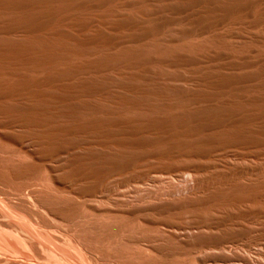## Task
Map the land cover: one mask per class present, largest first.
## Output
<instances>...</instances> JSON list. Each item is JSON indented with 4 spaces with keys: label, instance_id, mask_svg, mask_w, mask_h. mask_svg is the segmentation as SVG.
I'll use <instances>...</instances> for the list:
<instances>
[{
    "label": "bare ground",
    "instance_id": "obj_1",
    "mask_svg": "<svg viewBox=\"0 0 264 264\" xmlns=\"http://www.w3.org/2000/svg\"><path fill=\"white\" fill-rule=\"evenodd\" d=\"M118 1H122V3L117 4ZM122 5L123 7H128L129 9L127 10L126 8L125 10L124 8H121ZM92 9H101L102 13L99 16H94L95 15L94 13H93L94 15L92 14L89 15L90 12L88 15L85 13L86 11L92 10ZM76 12H77V15H76ZM69 22H71L70 26L74 27L76 30L79 31V33H77L78 35L81 33H83V35L81 34L82 36H77L73 34L74 32L73 30L71 31L70 29L71 27L70 28L68 27L67 23ZM94 23H97L96 26L98 25L99 27H97V30H95L96 28L94 29V27H92L93 31H91V26ZM235 24L236 25L243 24L242 27L245 25H249L253 27L262 26L264 28V0H0V34L1 35H11V36L21 34L23 36H26L24 40L19 41V42L0 41V103L2 102L4 103L5 100H8L9 102L11 100L12 101L17 100L18 102H22L26 104V106H28L29 108H26V106L24 107L30 110L28 111L25 109L26 111H23L24 114L21 116L20 113L22 112L16 114L17 112L15 113V111L14 110L12 111L11 109L8 110V112L6 109V111L4 112L0 108V123L2 124V126L9 127V128L11 127L12 128L11 130L17 129L16 127L15 129H13L15 125L16 126L18 125V127L19 126H22V127L24 126V128L26 127V130L24 129L25 132L23 131L24 133L23 134L20 133V135L18 136L13 135L15 134V132H13V134L11 132H7L8 134L9 133L11 134V135L9 134L10 136L8 135L10 139H12L14 143H17V145L19 146L17 147V149H15L14 147L15 145L12 146L13 148L12 151H10L11 149L7 150L9 151V153L6 152V150L4 151L5 149L4 147L6 146L8 140L5 141L4 137H2V135L4 134L7 135V133L5 132L2 135L0 134L2 137V140L6 142V144H4L5 146L0 148L1 149L0 153L4 152L2 156L0 154L1 156L0 159L2 161V157L6 153L5 158H7L6 160H8L9 162L6 160L5 162H8L9 165L10 163H13L14 164L13 166L15 169L21 168L22 167L21 165H23V167H25L24 165H27L26 170H29L28 172L23 171L24 173L21 172L22 168L21 170L20 169L18 171L16 170L18 174L16 173L17 175L11 179L7 177L8 174L6 175V173L8 170L4 168L9 167V171H10L13 168L12 165L7 166V167H3V165H0L1 171L6 170L5 176L4 174L3 175L0 174V264H135L133 260H130L133 258V256H131L130 253L136 256V258L134 257L135 259H137V260H134L136 261V264L138 261H139L138 263L140 264L142 259H143L142 260L143 262L144 260L148 261L150 259L152 261L153 258L154 260H156L157 259L156 257L158 256H153L154 251L155 252L157 251L158 253L159 252L162 253L161 249L165 250L167 246L166 247L164 246V243H163L164 239L162 235L165 234L164 237H166L165 240L167 242H170L171 241L170 239L174 240L175 242V239H177L178 241V238L180 236L176 238L178 235L176 234L175 236L174 232L176 233L179 230H181L182 232L184 231V234L187 233V229H190V226H191L190 223H192L191 221H194V220L196 221V218H194V220L189 219V216L187 220L185 218L186 221L184 220V217H187V214L190 215V218H191V215H193L190 213L192 212L190 211L191 209L190 207H189L190 209H186L184 206L183 208L184 210H181V208L180 210H178L180 212H177V208H176V212L179 214L175 212L177 214V215L175 214L176 215L175 217H171L172 216L171 215L169 217L166 216L167 219H165V216H164L165 220H161L160 219L161 213L165 212L163 208L165 207L166 210H170L171 207H169V209L167 208L170 204L166 207L165 206L166 204L164 205V203H161L160 205L162 204L164 205V206L162 205L163 208H159V206L156 207L155 204H159V203H155V201L154 202L152 201L155 197L151 198L152 203H154L153 205L151 201H150L151 204L150 203L149 204L148 203L146 204L134 203L131 205L127 204L124 201V198H126L125 197L126 194L124 191L125 190L128 191V189L124 190V188H126L124 186H126L128 182L130 184L129 178L130 176L133 175V173H131L130 171L131 170L130 168L138 169L140 167L139 170L140 169L144 170L145 168L143 169L141 168V166L138 165V164L143 163L144 159L140 163V161L137 159H130L129 158L130 156L128 155V153L127 155L129 157L125 155L126 160H119L121 158L122 153H119L120 154L119 159L117 158L119 156L113 155L112 152L114 151L115 147L120 149V151L122 150L121 147L116 146L117 143H113L115 138L114 139L110 138V140L112 139L113 142L109 140V136L113 130H119V131L127 130L133 134L137 133V135L140 132L144 133V131L146 132L153 131L157 134L166 133L168 140H166L165 143L162 141V139L164 138H162L161 141L158 140L161 143L163 142V144H159V142L157 141V138L159 136L157 138L154 137V139H156L157 142L155 140H154L155 142H152L153 140H151L152 143L159 144V145L156 144L158 146V149H157V146L155 145L156 146L155 148L159 151V152L158 151L156 152L158 156H160V158H167V159L168 158L173 159L175 157L174 160H176L178 156H181L183 158H185L186 156H195V157H198V159L199 158L204 159V161L200 159L201 162H198V165L202 162H204V164L201 165L200 167L198 166L197 167L200 169L202 168L201 171H203V169L205 170L209 169L210 172L213 170V172L209 173L208 175H207L208 172H205L206 176L204 175L205 178L203 177L204 180L201 181L202 184L206 187H210L211 185H215V184L222 185V187H226L228 184H229L228 186H230L231 182H233L239 177L241 178V176L243 175L248 176L251 174H259L261 176H264V55L262 54V56H259L253 60L247 59L248 57L247 58L243 57V60L240 61L239 59L241 57L240 55H244L245 53L244 52L240 55L238 54L240 57L238 58V61L237 60L235 61L234 58L231 60L230 59L231 57L228 54H226V52L224 53L223 51L221 52L219 51L215 54H213L214 53L213 51H212L213 53H209V54H208L209 51H206L207 53L205 51H202V52L198 51L199 53H197L196 52L197 49L196 51L192 52L193 50L191 51V50H188L187 48L185 50L180 49L181 47H179L180 45L178 43L177 45L174 44V42L176 40L179 41L180 38H182L181 43H183V40L187 38L186 39L187 43L193 44L192 41L190 42L188 38L193 37V36L199 37L201 34L203 35L206 34L205 36H209L210 34H212V31L214 29H217V28L221 29V27L222 29H224L223 26L224 27L230 26V28L226 31L221 29L223 34H219L220 36L217 37L219 38V41H220V38H222V40L226 38L227 40V37L228 38L229 37L230 38L239 37L243 40H250L253 42H257V43L264 41V30L259 28L260 30L263 31V32L260 31L261 33L258 30L257 31L259 33H254V32H249V31L247 32V30L240 31L239 28L236 29V27L233 26ZM221 30L219 33H221ZM214 37L215 36L213 35L211 38H214ZM215 39H213V41ZM166 40L173 42L172 44H174L175 48L171 49V47L173 46L171 47L169 46L170 47L169 49L166 45H170L171 43L167 42L168 44H166L165 42ZM68 43H73V44H71L70 46ZM164 43H165L166 48H168L169 50L168 49L165 50ZM187 43L186 41L184 42L185 45ZM125 44L127 48L123 46ZM129 44H133L134 46L131 45L130 46L131 48H130ZM203 45L204 44H202L201 46L203 47ZM87 46H92L95 48H103V50L104 49L109 50L110 48L122 46L124 47V49L120 50V47H119L118 48L119 52H118L116 51L117 48H115L113 54H108V53L102 54L101 52L102 55L100 54L101 56H99L98 58L96 57V54H95V57H93L94 59L87 61V62L81 61L82 63L72 62V64L70 63L71 65H69V67L66 66L67 68H63V66H59V64H57L56 61L58 60L63 62L66 59V62H68L71 56H73V54L75 53H76L75 54L76 56H79L77 55V53H80V54L87 53L89 50V49L85 50V47ZM132 47H135V48H132ZM211 47L212 46H210V49ZM193 48L194 47H192V49ZM107 50H104V51H107ZM92 51H96V50L93 49ZM115 51L117 53H115ZM92 54H93L92 56H94V52H92ZM81 56L82 55H80L79 57L81 58ZM61 59H64V60H61ZM82 59L84 60V57H82ZM54 62L59 67H62V68H58L57 65L55 66ZM202 63L207 64L206 65L207 68L209 67V64H211V66H215V65L216 66L215 68H212V69L211 67H209L210 69L209 68L208 69L210 71L209 70L207 71V69H204L205 70L204 72L202 68H204L205 65L204 66L202 65V68L199 67L201 66L200 64ZM16 65L25 67L27 68V70H31V71L34 69H40L42 67L44 69L47 68L52 71L51 73L50 72L46 73L47 71L46 72L44 71L45 75L48 74L46 76L43 74L41 76L37 75L39 77L33 76L32 79H29V80H22L24 79L22 78L23 75L21 76L18 74V72H15L16 70L14 71V68ZM169 66H176V67H182V68L183 67L184 68L193 67L197 69L199 68L202 69L203 71L200 70L198 71V73H197V70H195L197 75L200 74L199 77L196 75L195 76L199 79V84L201 88L197 86L198 84H196L193 80L196 86L200 88V91L197 90V92H188L187 90L185 93V92H182L183 90L181 91L182 88L179 89L182 86L180 87L178 86L179 88H176V89L177 90L179 89L180 91L178 90L179 92H177L176 89L171 88L172 87L171 85H169L171 86L169 88L168 85L166 86L162 84L161 82H163L164 79L161 80V78L163 76L166 77L167 79L170 78V77L169 78L167 77L170 74V72L169 74L167 73V70L170 68ZM156 67H159V68H156ZM164 67L165 69L167 68V70H164ZM176 67L174 69H178ZM250 67H253L254 69L252 71H248ZM155 68L158 69L157 72L155 71L156 70ZM161 68H163V71L166 72V74L168 75L165 76L164 73L161 72L162 70L159 71V69ZM226 68L228 69L232 68V71L233 69H235V73H232V74L227 73L228 70ZM172 69L173 68L169 69L168 71H172L171 73H173V76H174V74L176 75V71L178 70H174L173 72ZM236 70H237V73H236ZM239 70L241 72L238 73ZM180 71H182V69ZM88 72H95V73L100 74L101 76L100 77L98 76V79H95L94 78L95 76H92L94 79H87L89 77H86V79H84L85 78L84 75L87 74ZM115 72L122 74L123 79L119 80L116 76H115L116 77L115 79L112 78L110 76V73L115 74ZM160 72L162 73L163 76L159 77L160 78L159 79L158 75L161 74ZM193 72L194 71H192L191 74L195 73ZM82 75L84 76L83 79H82L83 77ZM177 75H179V72ZM5 76H9V78L13 76V78L15 77L14 79L17 78L15 81H18V82L12 81V83L14 84H10L11 81L7 79L9 81V83H7L6 82L7 80L3 78ZM78 77L79 79L81 78L80 81H78L79 80ZM176 77L181 78L182 76H176ZM75 78H77V81H78V82L76 81L77 82L76 84L72 83V85L71 84L69 85L68 81H66V85L64 83H59L65 80L70 81V79L72 82V81H75V80H72ZM188 78L189 80H191L190 77ZM25 79H26V76H25ZM172 79L170 78V80H167V81L164 80V81L167 83L169 81H172ZM173 80H177V79L175 78ZM58 83L60 85L62 84V86H58L59 85ZM173 83L174 82H169V84H173ZM38 85H51L52 87L53 85L55 86L57 85V87H61V88L59 92L58 91L59 89L57 90V87H56V90H55V86H54V90L52 93H54L55 91L56 93L59 92L57 94L48 93L51 90L50 89L51 87L49 88V86H47V89L48 88L50 89L48 91L45 89L44 92L43 90H41L42 91L41 92L40 88H38L39 91L35 92L33 90L35 88L33 87L38 86ZM112 87H116V88L122 87V89L127 90L129 94L128 96L124 95L126 94L124 93L125 91H123L122 89L120 90L119 88L118 90L123 91L124 94L121 95L122 94L121 92L120 93L117 92L118 95H116L117 94L116 92H115L116 94H113L111 93V90H113ZM170 89H172V92ZM173 90H175L179 94L180 92H182L180 96L181 98L178 97L177 93H174V94H177L175 99L180 100V101L178 100L179 103H176L178 105L175 104V101L173 102L174 106L176 105L177 107H173V105L171 107L162 101L160 103H158V101L156 102L154 101V99L156 98H165L164 100H166L165 102H167V100L172 96V95L170 97L168 96L167 98V95L169 93L175 92ZM136 93L139 94L138 97ZM95 95H103V97L115 99L118 104L115 103V100L112 103L113 104L115 103L118 106L115 108V111H113V108H112V111L118 112L120 114L118 118L115 117V120L114 119L113 120H108V119L100 120L101 116L100 117L98 116L100 118L99 119L95 113L96 112L99 113V111H102L104 107L100 105L101 103L99 104L100 105L99 106L97 104H93L89 102V97H92ZM103 99H102V104H103V101H105V98ZM171 99H174V98H171ZM90 100L93 101V98H90ZM95 100H97L96 97H95ZM108 100L109 99L106 100V103H108V107H109ZM98 101L101 102V100H98ZM196 102H200V104L201 102L204 104L206 103V105L204 106H198L199 104L198 105L196 104L197 106L193 105V103H196ZM171 103L169 101L170 105ZM145 104H148L150 106L149 107L147 105L148 109L150 108L149 111L146 110L147 106L145 107L144 106ZM103 105H105V102ZM192 105L195 108H193ZM134 106L136 107L144 106L146 112L145 110H143L144 109L143 108L142 109L143 111L141 112L142 113L141 115L143 117L141 118L140 117L138 118L135 116H134L135 118L132 116L130 117L129 116L130 111L128 113V116L130 118H128V116L124 114V113H127L128 112L127 109L131 107H133V111H135ZM104 109L105 110L107 109V105ZM129 110H132V108ZM27 111L28 113L32 112L30 113L31 115L36 114L35 116H37L38 114V115H41L42 117L44 116L47 118V121H49V119H52V118L54 119L59 118V120H63L62 118H65L66 121L69 120V122L70 121L72 122L70 124L69 122L64 123L67 126L64 125L61 128L59 127L57 128V127H53L47 124V121H45L46 119L45 118L43 120L46 122V124H44L45 122L44 123L42 122L43 120L38 121L37 119L39 123L40 122L42 123V124H39L38 122H36V120H34V118L32 119V116L30 114L29 115L31 116V119L27 117H23L25 116V113ZM133 111L131 112L133 113ZM91 112L93 113V115L91 114ZM106 112L107 111H105L104 113L106 114ZM113 112H110V114L111 113L113 114ZM162 112L163 114H160ZM94 114H95V117H94ZM99 114L101 115V113ZM123 114L126 115L127 118ZM81 116L82 117L86 116L85 117L86 119L84 118L80 119ZM112 116H117V115H112ZM104 117L107 118L108 116L107 117L104 116ZM52 124L57 125L56 122L55 123L53 122ZM8 130H5V131H8ZM117 132L116 134L114 133V135H117ZM50 133H53L55 137L58 136L59 138H63L64 141L63 142L61 140L56 141L55 140L56 138L49 139L47 135ZM150 133H149V136L152 135ZM84 134L90 137L94 136L95 139L100 137V140L102 142L104 140H106V142L107 141H110V143L112 142L115 145V147L112 145L111 147L113 151L112 152L110 151L111 148L108 151H110L113 156H116L114 158L112 156L113 159L117 158L118 160H113L112 158H109V160L107 158L106 160L105 155H110L111 157V154L110 153L105 154V153H108V151H105V153L102 154L104 156L103 161L105 162L101 160L103 157H100L101 159L98 158L99 156L96 158L97 160L99 159L97 162H99L100 160L102 161V162H99L101 165H103L102 163H104V165L106 163V165L103 166V168L105 167L104 169H102V166H100L101 170L96 171L95 173H90L89 171L84 172V170L81 169L82 167L80 166L81 163L79 165V161H81V159L83 158V157L82 158L80 157V160L77 159L76 161H73L76 163L75 169L70 170L67 168L70 171L63 170V168H61L62 166H59L61 165V163H58V162L63 157H71L72 152H75L74 150H76V148L79 147V144H80L79 139H81V136H83ZM144 135H146L145 136L146 139H149L147 138L148 137L147 134H143V138H145ZM36 136L38 137L37 141L39 142L35 141L36 143L35 142L33 144L29 143L30 141L29 139H34L33 137H36ZM67 137H69V139H71L72 137H73L72 139H74L75 137L76 138L80 137V138L79 139L77 138L78 140L74 139L71 141L68 139L69 140L68 141ZM83 137L86 138L85 136ZM94 137L93 138L91 137V138L94 140ZM139 137L140 136H136V138H139ZM5 138L7 137L5 136ZM127 138H129L128 133H127ZM127 138L126 140H128ZM93 140H91V142H93ZM118 140H120V138ZM118 140H115V141H118ZM124 140L121 138L120 141H124ZM13 141L12 143L11 141L9 142L11 143L10 145H13ZM33 141L34 140H32L31 142ZM84 141L88 143V140H84ZM146 141L148 140H145V142ZM9 143L7 145H9ZM135 143L133 145L131 142V144L134 147H135ZM152 143H150V145ZM2 144L0 146H2ZM129 144L125 142V146L128 145V147L131 146L132 148L133 146ZM118 145L120 146L119 143ZM121 145L122 147H124L123 146L124 143ZM144 146L145 145H143L142 148L145 149ZM7 147L9 148L10 146H6V148ZM150 147H152V145ZM153 147L151 148V150L155 149ZM117 148H116V151H117ZM131 148L129 147L130 150ZM126 149L128 148H124V150H122L121 152L125 151ZM136 149L137 148H135V150ZM236 149H240L239 150L240 152H242L241 149H243V151L245 150L247 151V153H249V156L253 155L255 157H259L258 159H262V162L259 164L252 163V162H248L247 164H244V163L239 164L238 162L231 163L227 161L228 159L221 160L222 155H226L231 150L236 151ZM116 151H114L113 153H116ZM133 151L131 153L132 155H134ZM245 151L242 152L243 153L242 156L245 155L246 157L247 153H245ZM150 152L153 153L154 151L152 150ZM141 154L142 152H140V155ZM147 154H149V150L148 152L145 153V155ZM142 155L140 156L141 158H142ZM149 155H152V154H149ZM149 155L148 157H150ZM230 155L231 154L229 155L227 154L226 155L227 157H225L224 159L228 158V156ZM25 156L29 158L31 157L35 158L34 160L37 161L38 167L36 166V168H33L34 165L32 166V164L34 163L35 165L37 164L35 161L34 162L31 161L32 158L27 159L28 161L30 160L28 163L30 165H28L26 162ZM219 156H221V158ZM90 157L92 158V156ZM152 158L150 159L151 161L152 160L156 161L158 159L160 160L162 164L163 160H161L159 157L156 160ZM4 159H3V164L5 163ZM148 159H147V162H145V164L147 163V165H150L152 162H150ZM171 159L169 160L170 163H171ZM174 160L172 161L174 162ZM145 161H146V158H145ZM194 161H195V158H194ZM93 163H96V162H93ZM163 163H165V161H163ZM15 164H17V166L18 167L20 166V167L16 168ZM157 164H155L156 167H157ZM6 165L7 164L5 163V166ZM99 165H96V167ZM147 165H146V168L148 167ZM162 165L158 164V167ZM142 166L144 167L145 165H142ZM153 167L152 165L151 167L149 166V168L151 169ZM197 167H195L196 170L198 169ZM126 169H130L129 170L130 176H128V174H123L125 171L122 173L123 174L122 176H121V173L118 176L125 177L127 175V177L129 178H126V177L117 178V176H116L117 179L115 178V175H114L115 172L123 171ZM134 170L132 171L134 172ZM145 170L150 171V169L148 168ZM91 171L93 172V170ZM126 172L128 173V170ZM145 172L142 171L143 175ZM11 174H13V171ZM141 177L143 176H140V178ZM134 178L138 179L137 177L133 176V181H134ZM144 178H141V180H143ZM157 178L158 177L156 176V179ZM159 179L160 177L158 178V180ZM134 183L135 182H133V185ZM114 184L116 185V187L117 186L118 187L117 188L113 187ZM139 185L140 187L139 188L136 187L137 190L133 188V191L134 189L138 191L141 188L140 183ZM132 186L130 184V188ZM135 186H137V184ZM244 190L246 191V189ZM142 191L143 190L141 189L140 193H143ZM149 192L147 191V194ZM246 192H249V191H246ZM243 195L244 193L239 195L241 196L240 198L238 197L233 198V199H230L229 201H227L228 199L227 200L222 199V200L225 201L224 202L225 204H228V206H231V207L235 205L236 206L239 205V207H241L242 209V211H240L241 215L244 216L243 220H245L246 217L249 219H256L259 217H263L264 216V183L254 188L252 191L250 190V192L247 195H244L245 197ZM144 198L145 197H143V199ZM164 198H165V195H164ZM149 199H147V201H149ZM122 200L124 201V205L127 204L129 206L126 208L119 207L118 205L121 204L122 202L119 204L117 203L118 205L116 204V202L117 201L120 202ZM216 200L218 199H215L214 204L216 203ZM246 200H249V201L251 200V202L254 203V204L252 203L254 206H251V208H246V207L242 208V206L240 205L246 202ZM221 201H219L220 204H221ZM122 204L120 206H123ZM216 204H217L216 207H219L218 203ZM184 205L186 204L184 203ZM215 205L214 207L212 206V209L215 208ZM226 206L222 205L223 209ZM200 207L198 208L200 209ZM172 209H174V207ZM185 209L189 210L190 212L185 214L184 213ZM217 209L218 208H216V210L215 209L212 210L213 213L217 211ZM156 210L161 211L160 217L158 215L159 219L157 218V215H155L156 219H152L150 221L148 220V222L147 220L145 222L143 221L144 223L141 221V219H139V221H141L143 224H141V222L139 223L138 218L136 220L138 221L137 224H139L140 228L141 229L144 228L142 229L143 232H145L144 230L146 229L147 231L146 234L140 231L139 226H136L134 224L136 222H133V223L131 222L132 224L130 222L124 223V224H128L125 226L124 224L123 226L122 224H120L121 226L119 224H116L117 226L116 225L113 226L112 224L111 226L107 227V225L105 224L106 222L105 223L102 222L104 220L102 217H100L101 219H103L101 222H99V220H95L93 217V216H109V215H114V214L117 215L121 212L123 213L125 212L124 215L127 214V216L129 217V215L134 216L137 213H139L140 215L141 214L143 215L144 212H148V211H151V212L154 211V214H155ZM191 210L195 211L193 208ZM200 210H203V209H200ZM230 210L231 209H229V211ZM233 210H235V208H233ZM170 211H168L169 212L168 214L169 215L171 213L173 214L174 210L171 213ZM205 211H206V208H205ZM205 211H203L204 212L203 213V212H198L196 210L195 212L197 214L200 213L199 215H196L195 212L193 213L196 215V217L198 216L200 219H202L203 222L207 219L213 220V218H210V217H213V216H210L211 215L210 212H208L210 215L207 213L209 218L207 217V219L204 220V218H206V216H204L206 215ZM208 211H209V208H208ZM220 211L223 212L224 210L222 211L220 209ZM226 212L228 213V211ZM230 212L231 213H228L230 217L229 216L228 217L232 218L234 215L232 213L236 214L237 211L232 212L231 210ZM165 213L167 214V212ZM213 213L212 215H215L216 212L214 214ZM219 213H216V214L220 215L219 217L221 218V214H224L225 212L220 213V214ZM227 213L224 214L225 218L227 216L226 215ZM154 214L152 212L153 217H154ZM140 215L138 217H140ZM218 215H217V218H219ZM146 216H147L146 218L149 217L148 215ZM130 217L132 218V216ZM141 217L143 218V216ZM220 218L218 220H220ZM234 218H236V216H234ZM234 218L233 220H235ZM188 219L191 221H189ZM200 219H199V223H203L202 220L200 222ZM216 221H215L216 226L217 224L218 225L226 224V226L228 227V224L226 223V221H221V220L217 222ZM227 221H230V220H227ZM251 221L253 223V221L255 220H251ZM213 222L214 220L212 221V223ZM230 222H228L229 225L231 224ZM237 222L235 220V224H234L232 221L233 223L232 225H237ZM145 223H148V224H145ZM141 225L143 226L145 225V227L149 225V228L147 229V227L146 228L143 226L141 227ZM209 225H207L206 227H210ZM224 225H222V228L223 229L225 228L226 230L227 227H225ZM241 226L239 227L238 225L237 227L242 229L243 227ZM262 226L264 227V225ZM218 227L220 228V226H217V228ZM230 227L232 226L230 225ZM233 227L234 229L237 228L235 226ZM247 227L249 229L250 226H247V222H246V228ZM191 229H190V232L188 231L189 233H192ZM244 229L243 231L245 232L248 230V229L246 230ZM262 230L264 229H261L260 232H262ZM90 231H97L99 233V236H93ZM139 231L142 232L144 235L141 234L142 236L140 235L137 236L136 233H138ZM181 231L178 233L182 234ZM187 235H190L191 237V234L187 233L186 236ZM225 237L227 236H224V238ZM259 237L256 236L257 239ZM184 238H181L179 240L183 239V241L185 242L186 239ZM198 238L199 237H197V239ZM227 239H229V237ZM160 240H162V242L160 243L161 244L163 243L162 246L165 248L160 246L161 244L159 245L158 243V245L161 248L160 249L159 246L157 245V242H159ZM202 240L201 239L199 240L201 241L200 244H202V242H204L205 239L203 241ZM210 240L212 241L213 239H210ZM219 240L217 241L219 242ZM234 240H239V238L234 239ZM189 241L186 243L192 246V244H190L192 242L191 241L189 242ZM206 241L208 242L207 239ZM250 241H253V240H250ZM259 241L262 243L261 239ZM172 242H170L171 247L172 245L176 244V242L175 244H172ZM194 242H196V239ZM227 242L229 241L227 240ZM186 243L184 244L185 248L187 245ZM183 244H181V246ZM203 244H205V242ZM215 244L210 245L208 243L207 247H209L208 245H210L213 248H215L216 246L215 247L213 246ZM221 245L225 247L226 242H225V245L223 243ZM247 245H249V242ZM132 246H135V249H137L136 252L138 253H139L138 249L139 250L142 249V251L145 252V254L146 253L148 254L149 259L147 258V255H146L147 259L146 258L141 259L143 254L140 256V253L138 254V257H137L136 253L134 252L135 249H131L133 250L134 253L131 250H129V248H133ZM175 246L176 248L173 247V249L174 248L177 249L178 247H180L179 245L177 246V244ZM223 246H220V247H222V249H225L223 248ZM196 247H199V246H196ZM220 247L218 246L217 248H220ZM187 248H189L188 251L189 250L191 251V249L194 248V246L192 247L188 246ZM201 248L203 249V246ZM201 248H199V250H202ZM205 248L206 247H204V249ZM246 248L248 249V247ZM175 249L173 251L176 253L177 250ZM181 249L179 248L178 250H181ZM192 251L190 252V254L192 253ZM166 252H168V250ZM174 252H170L171 256L172 254H175ZM186 252L183 254L185 255L189 254V252L187 253ZM200 252H199V256L201 254ZM210 252H212V250H210ZM255 252L257 254L258 251H255ZM177 253L180 254L182 252L179 251ZM203 253L205 252L203 251ZM154 254L156 255L157 253H154ZM183 254H180V255L185 256ZM149 255H151L152 258L149 257ZM158 255H159V258L162 257L161 254H158ZM258 255L261 256L262 253L258 252ZM182 256L180 258H182ZM189 256L187 258H189ZM202 256H201V259L204 260L205 256L203 258ZM214 256L215 255L213 254L212 257ZM217 256H220V255H217ZM227 256H229V254ZM246 256L244 258H248V259L250 258V255L248 257ZM254 256L250 258L249 261L247 259V261L249 263L251 261H254L255 259L251 260L253 258H257L256 256L255 257ZM143 257H145V255H143ZM190 257L192 260L190 259L191 260V261L189 260L190 262H188L187 260V264H190L191 262H195V263L197 262V260L195 261L196 259L195 255L194 257L192 256ZM229 257L224 258V254H223L224 260L228 259ZM235 257H237V259ZM139 258L140 260H138ZM234 258L239 262L238 256L233 255L232 259ZM239 258H241V256H239ZM160 259H162L163 262L165 263L164 261L165 257L164 259L163 258H160ZM160 259L156 260L157 264L161 263L162 260L160 261V263L157 262ZM182 259L186 260V258H182ZM201 259L199 260L200 262H201ZM221 259H222V256H221ZM154 260L153 262L155 263ZM170 261L168 263H170ZM179 261L181 260L179 259ZM227 261H230V260L228 259ZM243 261L247 262L246 260H243ZM243 261L241 262L243 263ZM254 262H251V263L254 264ZM181 263H184V262H181ZM230 263L231 262H228V264ZM262 263H264L263 260H262ZM210 264H212V262ZM236 264H240V263H236ZM258 264H260V262Z\"/></svg>",
    "mask_w": 264,
    "mask_h": 264
},
{
    "label": "rangeland",
    "instance_id": "obj_2",
    "mask_svg": "<svg viewBox=\"0 0 264 264\" xmlns=\"http://www.w3.org/2000/svg\"><path fill=\"white\" fill-rule=\"evenodd\" d=\"M121 3H122V1H118V2H117V4H121ZM120 6H121V5H120ZM121 8H124L125 10H126V8H127V10L129 9L128 7H123V5H122ZM130 9H131V8H130ZM131 10H132V9H131ZM89 12H90V14H89ZM85 13H86L87 15H88V14H89V15H91V14L94 15V14H95L94 16H99V15L102 13V10H101V9H92V10H88V11H86ZM93 13H94V14H93ZM79 14H80V13H79ZM76 15H77V12H76ZM67 24H68V27H69V28L71 27V28H70L71 31L73 30V32H74V33L72 32L73 34H75V35H77V36H82V35H83V33H81L82 35H81V34H79V35L77 34V33H79V31L76 30L74 27L70 26V25H71V22H69V23H67ZM96 24H97V23H94V24L91 26V31H93L92 27H94V29L96 28L95 30H97V27H99V26H98V25L96 26ZM235 25H236V24H235ZM235 25H233V26L236 27V29L239 28L240 31H243V30L246 31V30H247V32L249 31V32L259 33L260 31L264 30V28H263L262 26H260V27H253V26L245 25V26L242 27L243 24H237L236 26H235ZM238 25H239V26H238ZM233 26H232V27H233ZM237 26H238V27H237ZM240 26H241V27H240ZM223 28H224V29H222V27H221L222 30H225V31H226V30H228V29L230 28V26H225V27L223 26ZM225 28H226V29H225ZM259 28L262 29V30H260ZM219 29H220V28H217V29H214V30L212 31V34L215 36L214 38H211V37L213 36L212 34H210L211 36H210L209 34H208L209 36H205L206 34H205V35L201 34L199 37H197V36H196V37H195V36L190 37V38H192L193 40L190 39V38H188V39L190 40V42L192 41L193 44L187 43V40H186L187 38H185V40H183V43H181L182 38H180V40H179V41L176 40V41H175L176 43L174 42V44L177 45V43H178V44L180 45L179 47H181L180 49H184V50H185V49L187 48L188 50H191V51L193 50L192 52L196 51V49H197V51H196L197 53L202 52V51H205V52H206V51H209L208 54H209V53H213V52H214L213 54H215V53H217V52H219V51H220V52L223 51L224 53L226 52V54H228V55L231 57V58H230L231 60L234 58L235 61H236V60L238 61V58H239L240 56H241V57H240L239 59H240V61H241V60H243V57H244V58H247V57H248L247 59H251V60H253V59H256V58L259 57V56H262V54L264 55V53H263V52H264V43H262V42H264V41H262V42H258V43H257V42H253V41H250V40H243V39H241V38H239V37H235V38H234V37H231V38L229 37L230 39L227 37V40H226V38H224L225 40H224V39L222 40V38H220V41H221V43H222V44H221L220 41H219V38H217V37L220 36L219 34H223V33H222V30H221V29H220V30H221V33H219V32H220ZM75 30H76L77 32H76ZM218 30H219V31H218ZM257 30H258L259 32H258ZM225 31H224V33H225ZM256 31H257V32H256ZM262 32H263V31H262ZM260 33H261V32H260ZM202 35H203V36H202ZM22 36H23V35H21V34H18V35H12V36H11V35H1V34H0V41H3V42H6V41H7V42H19V41L24 40V38L26 37V36H23V37H22ZM15 37H16V38H15ZM168 38H169V37H168ZM215 38H216V39H215ZM183 39H184V38H183ZM213 39H215V40L213 41ZM234 39H235V40H234ZM167 40H168V39H167ZM167 40L165 41L166 44H168V43L170 42V41H167ZM185 41H186V43H187L188 45H187V44H186V45L184 44ZM216 41H217V42H216ZM222 41H223L224 43H223ZM227 41H228V42H227ZM245 41H247V42H245ZM167 42H168V43H167ZM179 42H180V43H179ZM194 42H195V43H194ZM218 42H219L220 44H219ZM170 43H171L170 45H166V46H167L169 49H170L171 46H173V47H171V49H174L175 47H174V44H172L173 42H170ZM209 43H210V44H209ZM212 43H214V44H212ZM68 44L71 46V44H73V43H68ZM182 44H184V45H182ZM200 44H201V45L204 44L203 47H202ZM211 44H212V45H211ZM215 44H216L217 46H216ZM223 44H224V45H223ZM226 44H227V46H226ZM242 44H243V45H242ZM127 45H128V43H127ZM131 45H133V44H129V47H130ZM176 45H175V46H176ZM195 45H196V46H195ZM207 45H208V46H207ZM220 45H221V46H220ZM75 46H76V45H75ZM123 46H124L125 48H127L126 44L123 45ZM133 46H134V45H133ZM136 46H138V45H136ZM136 46H135V47H136ZM164 46H165V43H164ZM166 46L164 47L165 50L168 49V48H166ZM169 46H170V47H169ZM210 46H212L211 49H210ZM225 46H226V47H225ZM246 46H247V47H246ZM119 47H120V50L124 49V47H122V46H118V47L110 48L109 50L104 49V50H107V51H108V52H107V51H104L103 48H95V47H92V46H87V47H85V50H88V49H89V50H88V52L85 51V52H87V53H83V54H85V55H83L82 53H81V54H80V53H77V55H79V56L82 55L81 58H80L79 56H76V55H75L76 53H75V54H73V56H71V58L69 59L70 62H69L68 60H67L68 62H66V59H65V60H64V59H61V60H64L63 62L60 61V60H58V61H56V62H57V64H59V66H63V68H67V67H69V65L72 64V62H73V63H79V62L82 63V62L90 61V60L94 59L93 57H95V54H96V57H97V58H98L99 56H101L102 54H105V53L113 54L115 48H117L116 51L119 52V49H118ZM135 47H132V48H135ZM176 47H177V46H176ZM192 47H194V48L192 49ZM208 47H209V48H208ZM218 47H219V48H218ZM228 47H229V49H228ZM130 48H131V47H130ZM217 48H218V49H217ZM225 48H226V49H225ZM93 49H95L97 52H96V51H92ZM169 49H168V50H169ZM177 49H179V48H177ZM220 49H221V50H220ZM214 50H215V51H214ZM216 50H218V51H216ZM224 50H225V51H224ZM248 50H249V51H248ZM91 51L94 52V56H92L93 54H92ZM116 51H115V53H117ZM186 51H187V50H186ZM198 51H199V52H198ZM212 51H213V52H212ZM231 51H232V52H231ZM90 52H91V53H90ZM95 52H96V53H95ZM98 52H99V53H98ZM101 52H102V54H101ZM228 52H229V53H228ZM234 52H235V53H234ZM244 52H245V53H244ZM88 53H89V54H88ZM206 53H207V52H206ZM236 53H237V54H236ZM242 53H244V55H240V54H242ZM86 54H88V55H86ZM97 54H98V55H97ZM100 54H101V55H100ZM213 54H212V55H213ZM238 54H239L240 56H239ZM210 55H211V54H210ZM91 56H92V58H91ZM82 57H84V60L82 59ZM77 58H78V59H77ZM85 58H86L87 60H86ZM95 59H96V58H95ZM85 60H86V61H85ZM59 61H60V62H59ZM81 61H82V62H81ZM65 62H66V63H65ZM54 63H55V62H54ZM67 63H68V65H67ZM70 63H71V64H70ZM57 64L55 63V66H56ZM215 64H217V63H215ZM215 64H214V65H215ZM200 65H201V66H199V67L202 68V65H203V66H204V65L206 66L207 64H203V63H202V64H200ZM212 65H213V64H212ZM57 66H58V65H57ZM59 66H58V68H62V67H59ZM66 66H67V67H66ZM205 66H204V68H202V69H203V70H204V69H207V71H208V70L210 69L209 67H211V69H212V68H215L216 65H215V66H211V64H209V67H208L209 69L207 68V66H206V68H205ZM169 67H170L169 69L173 68V69H172L173 72H174V70H178V71H176V75L174 74V76H173V73H171L172 71H168L169 69L167 70L168 66H167L166 69H165V67H164V70H167V73H168V74H169V72H170V74H171L172 76H171L170 74H169L170 76H169L168 74H166V72L163 71V68L159 69V71L162 70L161 72L164 73L165 76L168 75V76H167L168 78L170 77V78L172 79V77H173V79L176 78L177 80H173V79H172V81H169V82H174V83H173L174 85H173V84H169V82L166 83L165 81L170 80V78L167 79V78L164 77V76L162 75V73L160 72L161 74L159 73L160 75H158V78L161 77V76H163V77L161 78V80H162V79L165 80V81L163 80V82H161L162 84H164V85H166V86H167V85H168V86L171 85L172 87L169 86V88L171 87L172 89H173V88L176 89V88H179L180 86H182V87H180L179 89L182 88L181 91L183 90L182 92H185V93H186L187 90H188V92H197V90L200 91L201 86H200V84H199V79L196 77V76L199 77L200 74L197 75L195 70H197V73H198V71H200V70H202V69H200V68L197 69V68H193V67H192V68L194 69V70H193L191 67H185V68H184V67H183V68H182V67H176V66H169ZM175 67L178 68V69H174ZM253 67H254V66H253ZM253 67H250L251 69L249 68L248 71H252V70L255 68V67H254V68H253ZM156 68H159V67H156ZM156 68H155V69H156ZM179 68H180V69H179ZM187 68H188L189 70H188ZM190 68H191V69H190ZM43 69H44V68L42 67V68H40V69H34V70L31 71V70H27V68H25V67H22V66L16 65L15 68H14V71L16 70L15 72H18L19 75H21V76L23 75L22 78H24V79H22V80H29V79H32L33 76L39 77V76H41V75H43V74L45 75L44 71H45V72L47 71L46 73H48V72L51 73V71H52V70L47 69V68L44 69V70H43ZM181 69H182V71H180ZM186 69H187V70H186ZM226 69L228 70L227 73H229V74L235 73V69H233V71H232V68H229V69L226 68ZM37 70H38V71H37ZM157 70H158V69H156L155 71L157 72ZM190 70L194 71L195 73L193 72L194 74H191L192 71H190ZM203 70H202V71H203ZM35 71H37V72H35ZM159 71H158V72H159ZM183 71H184V72H183ZM209 71H210V70H209ZM178 72H179V75H177ZM180 72H181V74H180ZM204 72H205V70H204ZM225 72H226V70H225ZM239 72H241V71L239 70L238 73H239ZM50 73H49V74H50ZM113 73H114V72H113ZM116 73H117L118 75H117ZM236 73H237V70H236ZM37 75H39V76H37ZM46 75H48V74H46ZM46 75H45V76H46ZM83 75H84V74H83ZM83 75H82V76H83ZM113 75H114V76H113ZM188 75H189V76H188ZM193 75H194V76L196 75V76H195L196 78H195ZM21 76H20V77H21ZM25 76H26V79H25ZM84 76H85V78H84ZM84 76L82 77V79H83V78L86 79V77H89V78H87V79H94V78H95V79H98V76L100 77L101 75L98 74V73H95V72H88V73L85 74ZM92 76H95V77L93 78ZM110 76H111L112 78H114V79H115L116 77H117L119 80L123 79V75L120 74V73H118V72H115V74L110 73ZM115 76H116V77H115ZM176 76H182V77H181V78H180V77L178 78V77H176ZM191 76H192V78H191ZM11 77H12V78H11ZM11 77L9 78V76H5V77H3V78H4L5 80L8 79L9 81H11L10 84H14V83H12V81L14 82L17 78L14 79L15 77H14V78H13V76H11ZM80 77H81V76H80ZM184 77H185L186 79H185ZM188 77H190L191 80H189ZM34 78H35V77H34ZM4 79H3V80H4ZM78 79H79V77H78ZM80 79H81V78H80ZM80 79H79L78 81H80ZM118 79H116V80H118ZM159 79H160V78H159ZM8 80L6 81L7 83H9ZM72 80H75V81H72V82H71V79H70V81H69V80H65V81H61V82H59V83H64V84L66 85V81H68V82H69L68 84H69V85H70V84L72 85V83L76 84V83L78 82V81H77V78L72 79ZM161 80H159V81H161ZM193 80H194V82H195L196 84H198L197 86H199L200 88L196 86V84L193 82ZM196 80H197L198 83L196 82ZM76 81H77V82H76ZM175 81H176L177 83H176ZM15 82H18V81H15ZM164 82H165V83H164ZM59 83H58V84H59ZM181 83H182V84H181ZM16 84H17V83H16ZM68 84H67V85H68ZM176 84H177V85H176ZM190 85H191V86H190ZM38 86H39V87H38ZM38 86L33 87V88H35V89H33L35 92H38V91H39L38 88H40V91L43 90V92L45 91V89H46L47 91L51 89L48 93H52L53 90H54V86H55V85H53V87H52L51 85H38ZM47 86H49V88H50V87H51V88H50V89H49V88L47 89ZM58 86H62V84H61V85L59 84ZM63 86H64V85H63ZM178 86H179V87H178ZM184 86H185V87H184ZM45 87H46V88H45ZM56 87H57V85L55 86V90H56ZM187 87H188V88H187ZM36 88H37V89H36ZM52 88H53V89H52ZM60 88H61V87H57V90L59 89V90H58L59 92H60ZM112 88H113L114 91L111 90ZM112 88H111L110 90H111V93H113V94H116L117 92H118V93L121 92V93H122L121 95H123L124 93H126V94H124V95H126V96H128V94H129L128 91L122 89V87H117V88H116V87H112ZM118 88H119L120 90L122 89V90L125 91V92L123 93V91H119ZM183 88H184V89H183ZM172 89H170L171 92H172ZM179 89H178V90H179ZM185 89H186V90H185ZM33 90H32V91H33ZM178 90L176 89L177 92L180 91V90H179V91H178ZM34 91H33V92H34ZM47 91H46V92H47ZM173 91H175V90H173ZM176 91L173 92V93H169L170 95H169V94L167 95V98H168V96L170 97L171 95H172V96L175 95V96H173V97L171 96V97L167 100L168 103L165 102V101H166V100H164L165 98H156V99H154V101H155V102L158 101V103H160V102L162 101V102H164L165 104H167V105H169V106H171V107H172V105H173V107H177L176 105H178V104H176V103H179L180 100H179V99H175V97L177 96V94H178V97H180L182 92H180V94H179V93H177ZM41 92H42V91H41ZM59 92H57V93H59ZM115 92H116V93H115ZM55 93H56V91H55L54 93H52V94H55ZM57 93H56V94H57ZM118 93H117L116 95H118ZM174 93H177V94H174ZM136 94H137V97H138L139 94H138V93H136ZM119 95H120V94H119ZM97 96H98L99 99L97 98ZM100 96H101V97H100ZM95 97H96L97 100H95ZM134 97H136V96H134ZM90 98H93V101H91L92 99L90 100ZM103 98H105V101H103V104H104V102H105V105L102 104V99H103ZM167 98H166V99H167ZM171 98H174V99H171ZM180 98H181V97H180ZM107 99H109V100H108V101H109V107H108V103H106V100H107ZM85 100H87V99H85ZM98 100H101V102L98 101ZM103 100H104V99H103ZM114 100H115V99L107 98V97H103V95H95V96L89 97V102H91V103H93V104H97V105H99V104L101 103L100 105H102V107H104V108H105L106 105H107V109H106V110L103 108L102 111H99V113H101V115H100L99 113H97V112L95 113V114L97 115V117H98V116H99V117L101 116V117H100L101 119L98 117L100 120H106V119H108V120H113V119H114V120H115V117L118 118V116H119L120 114H119L118 112H113V111H115V108L118 106V105H116V104H118L116 100H115V103H116V104L114 103V104H115V106H114V104L112 103ZM163 100H164V101H163ZM178 100H179V101H178ZM7 101H8V100H5L4 103H3V102L0 103V108H1V110L4 111V112L6 111V109H7V112H8V110L11 109L12 111L14 110L15 113L17 112L16 114L22 112V113H20L21 116H22V115L24 114L23 111H26V110L30 111L29 109H26V108H29V107L26 106V104H24V103H22V102H18L17 100H16V101H17L18 103H17L15 100H14V101L11 100L10 102H9V101L7 102ZM96 101H98L99 103L96 102ZM169 101H170V103L172 102L171 105L169 104ZM174 101H175V104H176L175 106H174V104H173ZM177 101H178V102H177ZM12 102H13V103H12ZM155 102H154V103H155ZM22 104H24V105H22ZM196 104H197V105L199 104L198 106H204V105H206V103L204 104V103H202V102H201V104H203V105H201L200 102L193 103V105H196ZM100 105H99V106H100ZM147 105H148V104H145L144 106L146 107ZM193 105H192V106H193ZM197 105H196V106H197ZM24 106H26V108H25ZM144 106H142V107H136V106H134V108H135L134 110H135V111H133V107H131L132 110H129V109H131V108H129V109H127L128 112H127V113H124V114H126V115L128 116V113H129V111H130V113H129V116H130V117H131V116H132V117L135 116V117H138V118L140 117V118H141V117H143V116L141 115V114H142L141 112H142L143 110H145ZM148 106H149V105H148ZM148 106L146 107V110L149 111L150 108L148 109ZM149 107H150V106H149ZM112 108H113V111H112ZM143 108H144V109H143ZM193 108H195V107L193 106ZM25 109H26V110H25ZM142 109H143V110H142ZM146 110H145V112H146ZM28 111L25 113V116H23V117H27V118H30V119H31V116H32V119L34 118V120H36V122H38V121H40V120L42 121L43 119L46 118V117H44V116H43V117H44V118H43L41 115H38V114H37V116H35L36 114H34V115L32 114V115H31L30 113H32V112L28 113ZM105 111H107V112H106V114L108 113L107 115L104 113ZM131 111H133V113H132ZM137 111H138V112H137ZM148 111H147V112H148ZM102 112H103V113H102ZM110 112H113V114L111 113L112 115H117V116H112V115L110 114ZM114 113H115V114H114ZM134 113H135L136 115H135ZM20 114H19V115H20ZM26 114H27V115H26ZM29 114H30L31 116H30ZM91 114L93 115L92 112H91ZM95 114H94V117H95ZM124 114H123V115H124ZM143 114H144V113H143ZM160 114H163V112L160 113ZM126 115H124V116H126ZM104 116H106V117L108 116V117L105 118ZM127 116H126V118H127ZM129 116H128V118H130ZM41 117H42V118H41ZM81 117H82V116H81ZM81 117H80V119H83V118L86 119V118H85L86 116H85V117H82V118H81ZM97 117H96V118H97ZM135 117H134V118H135ZM104 118H105V119H104ZM111 118H112V119H111ZM37 119H38V121H37ZM62 119H63L64 121H63V120H59V118H56V119L52 118V119H49V121H47V118H46L45 121H47V124H49V125H51V126H53V127H57V128L59 127V128H61V127H63L64 125L67 126V125L64 124V123L69 122V120L66 121L65 118H62ZM45 121L43 120L42 122L44 123ZM50 121H51L52 123H53V122H54V123L56 122L58 126L52 124ZM59 121H60V122H59ZM61 121H62V122H61ZM71 122H72V121H70L69 124H70ZM38 123H39V122H38ZM50 123H51V124H50ZM39 124H42V123L40 122ZM44 124H46V122H45ZM44 124H43V125H44ZM1 126H2V124L0 123V128H2V129H0V132H2V133H0L1 135L4 134L5 132H6V133H7V132H11L12 134H13V132H15V134H13V135H17V136H18V135H20V133L23 134V133L25 132V130H26V127H25V128H24V126H23V127H22V126H19V127H18V125H17V126L15 125V126L13 127V129H15V127H16L18 130H17V129H15V130H11V129H12L11 127L9 128V127H5V126H2V127H1ZM3 128H4V130H3ZM5 128H6V129H5ZM7 128H8L10 131H9ZM22 128H23V129H22ZM20 129H21V130H20ZM24 129H25V130H24ZM1 130H3L4 132L1 131ZM5 130H8V131H5ZM19 130H20V131H19ZM23 131H24V132H23ZM113 131H114V132H113ZM113 131H112L113 133L111 132V134H110V136H109V140H110V138H113V139L115 138V140H118L119 138H120V140H121V138H122L123 140H124V139L126 140V138H127V133H128V137H129V138H127V139H128L129 141H128V140H126V141H125V140H124V141H120V140H118V141H119V142H118V141H115V140H114V142H113L112 139L110 140V141H112L113 143H117L116 146L121 147L122 150H124V148H128V149H126L125 151L121 152L122 150L120 151V149H118L117 147H115V145H114L112 142L110 143V141H107V142H106V140H104L105 142H104V141L102 142V141L100 140V137L96 138V139H98V140H96L94 136H91L92 138L94 137V140H95V141H94L90 136H86V135L84 134L83 136H85L86 138H88V137H89V138L86 139V138H84V137L81 136V135H80V136H81V139H79L80 137H77V138L79 139V141H80L79 147L76 148V150H74L75 152H72L71 157H63L62 159H60V161H59L58 163H61V165H59V166H62L61 168H63V170H65V171H70V170H72V169H75V165H76V163L73 162V161H76L77 159L80 160V157H81V158L83 157V158L81 159V161H79V165H80V163H81L80 166H82L81 169L84 170V172H85V171H89L90 173H95L96 171L101 170V167H100V166H102V169L105 168V167L103 168V166H105L106 163H105V165H104V163H102L103 165H101L99 162H102V161L104 160V156H103L102 154H104L105 151H108L110 148H111L110 151H111V152L113 151V150H112V147H111V146L113 145V146L115 147V149H114V147H113L114 151H116V148H117L116 153L118 152V153L116 154V153H113V152H114V151H113V152H112L113 155L119 156V157H117V158L119 159V158H120V154H119V153H122V154H121V158H122V159L120 158L119 160H126L125 155H127V153H128V155H129L130 157H129L128 155H127V157H129L130 159H137V160L140 161V163H141V162L143 161V159H144V162L141 163V164H138V165L141 166V168H143V169H144V168H145V169H147V168L150 169V171L144 169V170L146 171V172H145V171L142 170V169L139 170L140 167L137 166V167H139L138 169H137V168H130L131 170H130V169H126V170H123V171H117V172H115V174H114V175H115V178H116V176H117V178H118V177H119L118 175H120V173H121V176H122L123 174H128V176H130V175H129V174H130V173H129V170L131 171V173H133V175L130 176V178H132V179H130L129 177H127V175L125 176L126 178H129L131 186L133 185V182H135V183H134V185H133L134 187L132 186V187L130 188V184H129V182L127 183L126 186H124V187H126V188L123 187L124 190H125V189H128V191H127V190L124 191L125 194H126V196H125L126 198H124V201H125L127 204H129V205L134 204V203H142V204H146V203H148V204H149L150 201H151V198H154V197H155V198H154L155 200L153 199L152 201H153V202L155 201V203H159V204H155L156 207L159 206V208H163V206H164L165 204H166V205H165L166 207L170 204L171 206L169 205L167 208L169 209V207H171V208H170V210H171V209L174 207V209H172V210L170 211V210H166V208L164 207L163 209L165 210V212H167V214H166L165 212L161 213V211H159V210H158V211L156 210V211H155V214H154V211H152L153 214H154V217H153L151 211L144 212V214L147 213L146 215L149 216L148 218H146V217H147L146 215H144V214H143V215H142V214L140 215L139 213H137L136 215H134L136 218H135L133 215H129V217H128L127 214L124 215L125 212H124V213L121 212V213H119V214H117V215L114 214L115 216H114V215H109V216H93L95 220H99V222H101L103 219L106 220V221L103 220L102 222H103V223L106 222L105 224L107 225V227H108V226H111L112 224H113V226H115L116 224H119V225L122 224V226H123L124 223H129V222H130V223H131V222H132V223H133V222H136V223H134V224H135L136 226H139V224H137V222L139 221V219H141L142 222H143V221L145 222L146 220H147V222H148V220L150 221V220H152V219H156V218H155V215H157V218L159 219V217H160V213H161V218H160V219H161V220H165V219H167L166 216L169 217V216L172 215L171 217H175L177 214H179V213H177V212H180V211H178V210H180V208H181V210H184V209H183L184 206H185L186 209H190V208L192 209V208H193V209L195 210V209L197 208L196 210H197L198 212H203V211H205V208H206V211H205V212H206V213H205L206 215H204V216H206V218H204V216H203V218H204V220L207 219V217L209 218V216L207 215V213L210 212L211 215H210L209 213H208V214H209L210 216H213V217H210V218H213V220H214L213 223H212V221H213L212 219H209L211 222L207 219V220L209 221V223H208L207 220H205V221L203 222V220L200 219L198 216H197V217H198V219H197L196 215H199L200 213L197 214V213L195 212L196 210L193 211V210L190 209V211H192V212H190L189 210H186V209H185V211H186V212L184 211L185 214L190 212L191 214L194 215V217H193V215H191V218H190V215L187 214V217H184V220H185V218H186V220H187V218H188V216H189V219H193V220H194V218H196V221H195V220H194V221H191V220L188 219L189 221L192 222V223H190V224H191L190 229L193 228V229H191V230H192V233H189V232H190V229H187V233H188V234H191V237H190V235H187V236H186L187 233L184 234V231L182 232L181 230H179L178 232L181 231L182 234H179L178 232H176V233L174 232L175 236H176V234L178 235L176 238H178V237L180 236V237L178 238V241H177V239H175V242H176L177 246H178V245L180 246V247H178L177 249H175V248H176V246H175L176 244H175L174 240L170 239V240H171L170 242L173 241L172 244H175V245H172V247H171L170 242H167V241L165 240V238H166V237H164L165 234L162 235V236H163V239H164V240H163L164 246H165V247L167 246V247L165 248V247L162 246L163 243H162V244L160 243V242H162V240H160L159 242H157V245H158V243H159V245L161 244L160 246H162L163 248H165L166 251L168 250V252H166L164 249H161L160 246L158 245L159 248L162 250V253L166 252V253H164V254H162L161 252L158 253L157 251H156V252H155V251L153 252V256H158V257H156L157 259H160V258H163V259H164V257H165V259H166V260L164 259L165 263L163 262L162 259L158 260V261H157L158 263H160V261L162 260L160 264H162V263H163V264H172V263L176 264V262L179 261V259H180L181 261L177 262V264H179V263H181V262H184L185 264H187V260H188V262H190V261L192 260L190 256L194 257V255H195V258H196V259H195V258H193V259H195V261L197 260V262H196L197 264H201V263H202V264H203V263H205V264H210L211 262H212V264H213V263L216 264L217 261H218L217 264H221V263H223V264L227 263V264H228V262H231L230 264H236V263L243 264V263L245 262V261H243V260H246V261H247V259H248V258H244L246 255H247L246 257H248V256L250 255V258H252V257L255 255L257 258H253V259H251V260H254V259H255L256 261H255V260H254V261L256 262V264H258L259 262H260V264H261V263H262V260L264 261V241H263V240H264V237H263V236H264V230H262V232H260L261 229H264V227L262 226V225H264V216H263V217L256 218V219H249V218L246 217L245 220H246V219H247V220L245 221V220H243L244 216L241 215V212H240V211H242V209H241V207H239V205H238V206L235 205V206H232V207H231V206H228V204H225V203H224L225 201L222 200V199H225V200L228 199L227 201H229L230 199H233V198H237V197L240 198L241 196H239V195H241V194H243V193H244V195H247V194L250 192V190L252 191L254 188H256V187H258L259 185H261V184L264 183V176H261V175H259V174H251V175H248V176H247V175H243V176H241V178L239 177V178H237L236 180H234L235 182H234V181L231 182V183H230V186H228V185H229V184H228L226 187H222V185H217V184H215V185H211L210 187H206V186H204V185L202 184L201 181L204 180V178H205V176H206V173H205V172H208V173H207V175H208L209 173L213 172V170H212L211 172L209 171V169H207L208 171L205 170V169H203V171H201L202 168H201V169L198 168V167H200L201 165L204 164V162H202V163H200V164L198 165V162H201L200 159H202V158H199V159H198V157H195V156H186V157L184 156L185 158H183V157H181V156H178V158H177L176 160H174L175 157H174L173 159H171V158H168V159H167V158H160V156H158V154L156 153V152L158 151V150H157V149H158V146H157V145H159V144H163V142L165 143L166 140H168V137H167V134H166V133H164V134H163V133H158V134H157V133H155V132H153V131H147V132L144 131V133H143V132H140V133H138V135H137V133H136V134H133V133H130L129 131H127V130H124V131H123V130H121V131H119V130H113ZM117 131H119V132H117ZM116 132H117V135H114V133L116 134ZM121 132H122V133H121ZM150 132H151V133H150ZM17 133H19V134H17ZM118 133H119V134L121 133V134L119 135ZM124 133H126V134H124ZM149 133L152 134V135L149 136ZM9 134H10V133H9ZM9 134L7 133V135H6V134L2 135V137H4V139H5V141L8 140V141H7V144H8L10 141H11V143H12V141H13V140L10 139V137H9L11 134H10V135H9ZM139 134H140V135H139ZM143 134H147V136H148L147 138H149V139H146V137H145L146 135H144L145 138H143ZM156 134H157V135H156ZM1 135H0V141L3 143L4 140H2ZM8 135H9V136H8ZM52 135H53V136H52ZM5 136H6L7 138H5ZM51 136H52V137H51ZM120 136H121V137H120ZM122 136H124V137L126 136V137L124 138V137H122ZM136 136H140V137H139V138H136ZM152 136H153V137H152ZM158 136H159L160 138H159ZM8 137H9V139H8ZM36 137H37V136H36ZM36 137H33L34 139H29V140H30L29 143H32V144H33L35 141H36V142H39V141H37L38 137H37V138H36ZM47 137H48L49 139H50V138H52V139H55V138H56V139H55L56 141H57V140H61L62 142L64 141L63 138H59L58 136L55 137L53 133L48 134ZM154 137H155V138H157V137L159 138V139L157 138V141H158V140L161 141V139L164 138V139H162L163 142L161 143V142L158 141L159 144H157V143H152V142H155V141H156V139H154ZM35 138H36V139H35ZM72 138H73V137H72ZM72 138L69 139V137H67V140L69 139V140L71 141V140L77 139L76 137H75L74 139H72ZM82 138H83V140H82ZM116 138H118V139H116ZM150 138H151V139H150ZM78 139H77V140H78ZM90 139L93 140V142H91ZM32 140H34V141L31 142ZM67 140H66V141H67ZM69 140H68V141H69ZM77 140H76V141H77ZM84 140H88V143H87L86 141H84ZM99 140H100V141H99ZM102 140H103V139H102ZM145 140H148V141H146L147 143L145 142ZM151 140H153V141L151 142ZM154 140H155V141H154ZM5 141H4L3 144L0 142V145L2 144V146H0V148L3 147V146H5V145H4V144H6ZM82 141H84V142H82ZM97 141H98V143H97ZM134 141H135L137 144H136ZM157 141H156V142H157ZM36 142H35V143H36ZM85 142H86V143H85ZM89 142H90V143H89ZM100 142H101V144H100ZM120 142H121V143H120ZM122 142L124 143V145H123L124 147H122V145H121V144H123ZM125 142H127V144L130 143L129 145H132V144L134 145V143H135V147L132 145V146L134 147V149H133V147L131 148V146H129V147L131 148L132 151L134 150V151H133V154H134V155L131 154L132 151L129 149L128 145L125 146ZM131 142H132V144H131ZM140 142H141V143H140ZM148 142H149V143H148ZM11 143H9V145L6 144V146H10V147H9V148H8V147L6 148V146H5V147H4L5 149L3 148L4 151L6 150V152L9 153V151H7V150H8V149H11L10 151H12V149H13L12 146L15 145V146H14L15 149H17V147H19V146L17 145V143H14V141H13V145H10ZM118 143L120 144V146L118 145ZM150 143H152V144H151L152 147H153V145H154L153 148H155V147L157 146V149L155 148L156 151H155V149H152V150L154 151L153 153L150 152V151H152V150H151L152 147H150V146H151ZM90 144H91V145H90ZM92 144H93V145H92ZM139 144L141 145V147H140ZM142 144L145 145V146H144L145 149L142 148V146H143ZM156 144H157V145H156ZM81 145H82L83 147H82ZM86 145H87V146H86ZM89 145H90V146H89ZM94 145H95V146H94ZM155 145H156V146H155ZM102 146H103V148H102ZM146 146H147V147H146ZM135 148H137V149L135 150ZM147 148H148V149H147ZM3 149H2V151H3ZM141 149H142V150H141ZM0 150H1V149H0ZM137 150H138V151H137ZM148 150H149V154H152V155H149V154L145 155V153L148 152ZM159 150H160V149H159ZM239 150H240V149H236V151L231 150V151H233V152L229 151V153H227V154H228V155L231 154V155L228 156V158H226V159H224V158L227 157V156H226L227 154H226V155H222V158H221V156H219V157L221 158V160H227V159H228L227 161H229V162H231V163H236V162H238L239 164H241V163H242V164H243V163H244V164H247L248 162H252V163L259 164V163L262 162V159H258L259 157H255V156H253V155H250V156H249V153H247V151H245V150H244L245 153H247L248 155L246 154V157H245V155H243V156H244V157H243V156H242V154H243L242 152H244L243 149H241L242 152H240ZM110 151H108V153H105V154H109V153L111 154ZM135 151H136V152H135ZM237 151H239V152H237ZM140 152H142V154H144V155L141 154V155H142V158L140 157V156H141V155H140ZM144 152H145V153H144ZM158 152H159V151H158ZM3 153H4V152H3ZM3 153H2V152L0 153L1 156L3 155ZM99 153H100V154H99ZM123 153H124V154H123ZM135 153H136V154H135ZM233 153H235V154H233ZM237 153H238V154H237ZM239 153H240V154H239ZM5 154H6V153H5ZM5 154H4V156L2 157V161H1V159H0V165H3V167H7V166L12 165L13 168L11 169V167H10V169L13 171V174H11L12 171L10 170V171H11V172H10V171H9V167H8V168H4V169H7L9 172L7 171V173H6V172H5L6 170H5V171H3V170L1 171V170H0V174H1V175L4 174V176H5V173H6V175H7V174L9 175V176L7 175V177H9V178L12 179V178H14V176H16V175L18 174L17 171H18L19 169L21 170V168H22V171H21V172H23V171L28 172V171H29V170H26V169H27V167H26L27 165H24L25 167H23V165H21L22 167L19 168L20 166L18 167L17 164H15V165H16L15 167H16V168L18 167L19 169H15L14 166H13V165H14L13 163H10V165H9V163H8L9 161L6 160L7 158H5V157H6ZM98 154H99V155H98ZM112 154H111V157H110V155H105V159L107 160V158H108V160H109V158H112V156H113ZM118 154H119V155H118ZM155 154L157 155V157H156ZM73 155H74V156H73ZM96 155H97V156H96ZM101 155H102V156H101ZM122 155H123V156H122ZM138 155H140V156H138ZM148 155H149L151 158L155 156L154 158H152V159H154V160H156V159L159 157L161 160L165 161V163H163V161H162V164H163V165H162L161 162H160V160H158V159H157L158 161H157V160H156V161H153V160L151 161V160H150L151 158L148 157ZM1 156H0V157H1ZM90 156H92V158H91ZM98 156H99V157H98ZM106 156H107V157H106ZM116 156H113V158L116 157ZM238 156H239V157H238ZM241 156H242V157H241ZM251 156H252V157H251ZM25 157H26V162H27V164H28L30 160L28 161L27 159H28L29 157H27V156H25ZM97 157H98L99 159H101L100 157H103V158L101 159L102 161L100 160L99 162H97V161L99 160V159H98V160L96 159ZM131 157H133V158H131ZM143 157H144V158H143ZM147 157H148L149 159H148ZM176 157H177V156H176ZM189 157L192 159V161H191V159H190ZM217 157H218V156H217ZM240 157H241V158H240ZM4 158H5V159H4ZM31 158H32V157H31ZM31 158H29V159H31ZM67 158H68V159H67ZM73 158H74V160H73ZM113 158H112V159H113ZM117 158H116V159H113V160H118ZM129 158H128V159H129ZM145 158H146V161H145ZM187 158H188V159H187ZM194 158H195V161H194ZM3 159H4V162H5V160L8 161V162H5V163L7 164L6 166H5V163L3 164ZM32 159H33V160H32ZM32 159H31V161H32V162L35 161L36 164H37V165H35V163L32 164V166H33V165L35 166V167L33 166V168H36V166L38 167V163H37V161L34 160L35 158H32ZM112 159H110V160H112ZM141 159H142V160H141ZM147 159H148L150 162H152L153 164H152V163H151L150 165H147V163L145 164V162H147ZM164 159H166V160H164ZM170 159H171V163L173 162L172 160H174L175 163L173 162V163L171 164L170 161H169ZM197 159L200 160V161H198ZM94 160H95V161H94ZM196 160H197V162H196ZM242 160H243V161H242ZM69 161H71V162H69ZM92 161H93V162H96V163H93ZM166 161H167V163H166ZM202 161H204V159H202ZM241 161H242V162H241ZM32 162H30V163H32ZM103 162H105V161H103ZM158 162H159V163H158ZM168 162H169V164H168ZM191 162H193V163H191ZM97 163H98V164H97ZM157 163L160 164V165H162L163 167H162V166H159V167H158V164H157ZM190 163H191L192 165H191ZM238 163H237V164H238ZM89 164H90V165H89ZM99 164H100V165H99ZM155 164H157V167H156ZM165 164H167V165H165ZM180 164H181V165H180ZM28 165H30V164H28ZM63 165H65V166H63ZM86 165H87V167H86ZM96 165H99V166L96 167ZM142 165H145V166L143 167ZM146 165L148 166L147 168H146ZM151 165H152V167H153V165H154V167H153L152 169L149 168V166L151 167ZM185 165H186V166H185ZM190 165H191V166H190ZM197 166H198V167H197ZM3 167H2V169H3ZM91 167H92V168L94 167V168L92 169ZM155 167H156V168H155ZM193 167H194V168H193ZM195 167L198 168V169H197L198 171L196 170ZM0 168H1V166H0ZM67 168L70 169V170H68ZM154 168H155V169H154ZM13 169H14V170H13ZM23 169H24V170H23ZM28 169H29V168H28ZM94 169H95V171H94ZM134 169H135V170H134ZM153 169H154V170H153ZM157 169H158V170H157ZM199 169H200V170H199ZM16 170H17V171H16ZM91 170H93V172H92ZM127 170H128V173L126 172ZM132 170H134V172H133ZM136 170H137V171H136ZM141 170H142L143 172H145L144 175H143V173H142ZM195 170H196V171H195ZM204 170H205V171H204ZM14 171H15V172H14ZM124 171H125L126 173H125ZM138 171H139V172H138ZM159 171H160V172H159ZM1 172H2V173H1ZM21 172H19V173H21ZM118 172H119V173H118ZM123 172H124V173H123ZM140 172H141V173H140ZM147 172H148V173H147ZM182 172H183V173H182ZM201 172H202V173H201ZM9 173H10L11 175H10ZM16 173H17V174H16ZM23 173H24V172H23ZM86 173H88V172H86ZM90 173H88V174H90ZM122 173H123V174H122ZM136 173H137V174H136ZM146 173H147V174H146ZM204 173H205V174H204ZM134 174H136V175H134ZM140 174H142V175H140ZM154 174H155V175H154ZM138 175H139V177H138ZM145 175H146L147 177H146ZM160 175H161V176H160ZM204 175H205V176H204ZM12 176H13V177H12ZM121 176H120L119 178H125V177H121ZM133 176H134V177H137L138 179L134 178V181H133ZM140 176H143V177H141V178H144V177H145V178H144L143 180H141ZM156 176H157L158 178L160 177V179H159L160 181L158 180V178L156 179ZM203 177H204V178H203ZM254 177H255V178H254ZM117 178H116V179H117ZM139 178H140V180H139ZM200 178H202V179H200ZM153 179H154V180H153ZM137 180H138V182H137ZM145 180H146V181H145ZM150 180H151V181H150ZM156 180H157V181H156ZM131 181H132V182H131ZM139 181H141V182H143V183H141V182H139ZM236 181H237V182H236ZM168 182H169V183H168ZM139 183L141 184V188H140L138 191H136L137 188L140 187ZM151 183H152V184H151ZM200 183H201V184H200ZM232 183H233V185H232ZM136 184H137V186H135ZM156 184H157V185H156ZM199 184H200V185H199ZM128 185H129V186H128ZM202 185H203V186H202ZM153 186H155V187H153ZM164 186H165V187H164ZM194 186H195V187H194ZM223 186H224V185H223ZM238 186H239V187H238ZM250 186H251V187H250ZM113 187L117 188L118 186L116 187V185L114 184ZM127 187H128V188H127ZM136 187H137V188H136ZM133 188H135L136 190L134 189V191H133ZM131 189H132V190H131ZM141 189L143 190L142 192H143L144 194H143V193H140V192H141ZM244 189H246V191H249V192H246ZM150 190H151V191H150ZM147 191H148V192L150 191V192H149L150 194H149V193L147 194ZM155 191H156V192H155ZM222 191H223V192H222ZM238 191H239V192H238ZM130 192H132V193H130ZM145 192H146V193H145ZM169 192H170V193H169ZM154 193H155V194H154ZM159 193H160V194H159ZM211 193H212V194H211ZM231 193H232V194H231ZM236 193H237V194H236ZM128 194H129V195H128ZM138 194H139V195H138ZM140 194H141V195L143 194V195L141 196ZM146 194H147V195H146ZM152 194H153V195H152ZM158 194H159V195H158ZM168 194H170V195H168ZM197 194H198V195H197ZM130 195H131V196H130ZM144 195H146V196H144ZM151 195H152L153 197H152ZM156 195H157V196H156ZM164 195H165V198H164ZM193 195H194V196H193ZM244 195H243V196H244ZM133 196H134V197H133ZM138 196H139V197H138ZM148 196H149L150 199L148 198ZM167 196H168V197H167ZM175 196H176L177 198H176ZM231 196H232V197H231ZM129 197H130V198H129ZM143 197H145V198L143 199ZM174 197H175V198H174ZM219 197H220V198H219ZM244 197H245V196H244ZM131 198H132V199H131ZM136 198H137V199H136ZM157 198H158V199H157ZM167 198H168V199H167ZM186 198H187V199H186ZM127 199H128V200H127ZM147 199H149V201H147ZM183 199H184V200H183ZM189 199H190V200H189ZM215 199H218V200H216V203H218L219 207H216V206H217L216 203H215L216 205L214 204ZM220 199H221L223 202H222ZM138 200H139V201H138ZM144 200H146V201H144ZM188 200H189V201H188ZM201 200H202V201H201ZM212 200H213V201H212ZM124 201H123V200L120 201V202L117 201L116 204H117V203L119 204V203L122 202L123 204H122V203H121V204H122L123 206H120L121 204H119V205L117 204V205H118L119 207H121V208H123V207L126 208V207H128L129 205H127L126 203H125L126 205H124ZM152 201H151V203H152ZM160 201H161V202H160ZM176 201H177V202H176ZM187 201H188V202H187ZM219 201H221V204H220ZM129 202H131V203H129ZM144 202H145V203H144ZM183 202H184L186 205H184ZM211 202H212L213 204H212ZM151 203H150V204H151ZM161 203H164V205H163V204H162L163 206L160 205ZM187 203H188L189 206L187 205ZM244 203H245V204H244ZM244 203L240 205V206H242V208H244V207H246V208H251V206H254V205H253L254 203L251 202V200H250V201H249V200H246V202H244ZM247 203H248V204H247ZM252 203H253V204H252ZM153 204H154V203H152V205H153ZM174 204H175V205H174ZM172 205H173V206H172ZM179 205H180V207H179ZM208 205L211 206V207H209ZM214 205H215V208L212 209V206L214 207ZM220 205H221V206H220ZM222 205H223V206H226V205H227V206L224 207V209H223ZM229 205H230V204H229ZM161 206H162V207H161ZM176 206H177V207H176ZM181 206H182V207H181ZM200 206H201V207H200ZM206 206H207V207H206ZM178 207H179V209H178ZM189 207H190V208H189ZM198 207H200V209H203V210H200ZM159 208H158V209H159ZM176 208H177V212H176ZM208 208H209V211H208ZM216 208H218L217 211H215L216 213H219V212H220V213H223V212L227 213L226 211H228V213H231V212H230L231 210H232V212H233V211H234V212L237 211V212H236V214H235V213H232V214H234L232 218H229L230 216L228 215V213L226 214L227 216L225 215L226 218L224 217V214H225V213H224V214H221V218H220V217H219L220 215L216 214L215 212H214V213H215L216 217H215V215H212V213H213L212 210H214V209L216 210ZM233 208H235L236 211L233 210ZM236 208H237V209H236ZM238 208H239V210H238ZM163 209H161V210H163ZM220 209H221L222 211H223V210H224V211L221 212ZM229 209H231V210L229 211ZM173 210H174V211H173ZM225 210H226V211H225ZM168 211H170V213L173 211L174 216H173L172 213L169 215V214H168V213H169ZM238 211H239L240 213H239ZM156 212H157V213H156ZM158 212H159V213H158ZM175 212H176L177 214H176ZM193 212H195L196 215H195ZM141 213H142V212H141ZM148 213H149V214L151 213V214H150L151 216H150ZM203 213H204V212H203ZM214 213H213V214H214ZM220 213H219V214H220ZM237 213L240 214V215H238ZM122 214H123V215H122ZM138 214L140 215V217H138V216H139ZM175 214H176V215H175ZM232 214H231V216H232ZM118 215H120V216H118ZM158 215H159V217H158ZM162 215H163V216H162ZM201 215H202V214H201ZM217 215H218V217L220 218L221 221H226V223L228 224V227L226 226V224H225V225L222 224V225H224L225 227H227L226 230H225V228H224V229L222 228V225H218V224H217V226H220V228H219V227L217 228V226L215 225V224H216V223H215L216 220H217V221H220V220H218L219 218H217ZM130 216H132V218H131ZM141 216H143V218H142ZM144 216H145V217H144ZM164 216H165V219H164ZM222 216H223V218H225V219H223ZM228 216H229V217H228ZM234 216H236V218H238V219L234 218ZM100 217H102L103 219H101ZM112 217H113V218H112ZM150 217H151V218H150ZM201 217H202V216H201ZM239 217H240L241 219H240ZM137 218H138V221H136ZM145 218H146V219H145ZM215 218H216V219H215ZM227 218H228V219H227ZM233 218L236 220V222L238 221V222H237V225H232L233 223L235 224V220H233ZM261 218H262V219H261ZM100 219H101V220H100ZM132 219H133V221H132ZM143 219H144V220H143ZM199 219H200V222H201V220H202V222H203L204 224H203V223H199ZM222 219H223V220H222ZM107 220H108V221H107ZM109 220H110V221H109ZM186 220H185V221H186ZM227 220H230V221L232 220L233 223H232V221L230 222V221H227ZM251 220H255V221H253V223H252ZM141 221H139V223H140ZM189 221H187V222H189ZM197 221H198V223H197ZM206 221H207V222H206ZM217 221H216V222H217ZM108 222H109V223H108ZM142 222H141V224L144 223V222H143V223H142ZM228 222L231 223L230 225H231L232 227H233V226L237 227L238 225H239V227H240V226L242 225L241 227H243V228L241 229V228L237 227V228L234 229V227H233V228L230 227V225H229ZM239 222H240V223H239ZM241 222H242V223H241ZM246 222H247V226H250L249 229H248V227L246 228ZM132 223H131V224H132ZM207 223H208V224H207ZM243 223H244V224H243ZM145 224H148V223H145ZM193 224H195L196 226L193 225ZM206 224H207V225L210 224L209 226H210L211 228H210V227H206V226H207ZM125 225H128V224H124V226H125ZM129 225H130V224H129ZM211 225H212V226H211ZM213 225H214L216 228H215ZM258 225H259V226H258ZM260 225H261V226H260ZM116 226H117V225H116ZM120 226H121V225H120ZM142 226H143V225H141V227H142ZM198 226H199V227H198ZM224 226H223V227H224ZM107 227H106V229H107ZM143 227H145V225H144ZM146 227H147V229H148V228H149V225H147ZM146 227H145V228H146ZM200 227H201V228H200ZM202 227H203V228H202ZM213 227H214L215 229H214ZM229 227H230V228H229ZM262 227H263V228H262ZM139 228H140V226H139ZM194 228H195L196 230H195ZM208 228H209V229H208ZM212 228H213V229H212ZM221 228H222V229H221ZM244 228H245V229H244ZM142 229H144V228H142ZM142 229L140 228V231L143 232ZM197 229H198V230H197ZM201 229H203V230H201ZM239 229H240V230H239ZM243 229H244V230L248 229V230H247L248 232H247V231H246V232L243 231ZM193 230H194L195 232H194ZM241 230H242V231H241ZM140 231H139L138 233H136L137 236H139V235L142 236L141 234H143V233L146 234V232H147L146 229L144 230L145 232H143V233L140 232ZM188 231H189V232H188ZM90 232H91V234H92L93 236H99V233H98L97 231H90ZM242 232H243V233H242ZM225 233H226V234H225ZM228 233H229L230 235H229ZM233 233H234V234L236 233V234L234 235ZM240 233H242V234H240ZM257 233H258V234H257ZM260 233H262V234H260ZM134 235H135V234H134ZM143 235H144V234H143ZM184 235H185L186 237H185ZM228 235H229V236H228ZM231 235H232V236H231ZM260 235H261V236H260ZM262 235H263V236H262ZM166 236H167V235H166ZM188 236H189L190 239L188 238ZM224 236H227V237H225L226 239L224 238ZM230 236H231V237H230ZM242 236H243V237H242ZM244 236H245V237H244ZM254 236H255V238H256V236H258V237H259V236L262 237V238L259 237V238L261 239L262 243L259 241V240H260L259 238H258L259 240L256 238V240L258 241V242H257V241L255 240ZM184 237H185V238H184ZM197 237H199V238L197 239ZM203 237H204V238H203ZM228 237H229V239H227ZM234 237H235V238H234ZM236 237L239 238V240H234V239H237ZM181 238L186 239V241L184 242L183 239H182V240H179V239H181ZM191 238H192V239H191ZM194 238L196 239V242H194V241H195ZM252 238H253V239H252ZM200 239H201V240H202V239H203V240L205 239V240H204L205 244H203L204 242H202V244H200V242H201V241H199ZM206 239L208 240V242L206 241ZM210 239H213L215 243H217V242H218L217 240L220 239L219 242H220V243L222 242L224 245H225V242H226V246L224 247L223 245H221L222 243L220 244L219 242H218V243H219L220 245H219L218 243L215 244V243L213 242V240L211 241ZM216 239H217V240H216ZM244 239H245V240H244ZM262 239H263V240H262ZM189 240L192 242V243H190V244H192V246H194V248H192L191 251L195 249L194 251H192L191 254H190L191 251H190V250L188 251L189 248H187V247H188V246H189V247H192V246L189 245L188 243H186V242H188ZM203 240H202V241H203ZM209 240H210V241H209ZM227 240H228L229 242H227ZM250 240H253V241H250ZM179 241H180L181 244H183V242H184V244L186 243V244H187V245H186V248H185L184 244L181 246V244L179 243ZM181 241H182V242H181ZM190 241H189V242H190ZM197 241H199V242H197ZM230 241H231V242H230ZM177 242H178V243H177ZM211 242H213V243H211ZM240 242H241V244H240ZM248 242H249V245H247ZM250 242H251V243L253 242V243H252L253 245H252ZM254 242H255V243H254ZM256 242H257L258 244H257ZM193 243H194V244L196 243V244L194 245ZM197 243H198L199 245H198ZM208 243H209L210 245H211V244H215V245H213V246H214V247L216 246V247L213 248V247L210 246V245H208L209 247H207V244H208ZM244 243H245V244L247 243V244L245 245ZM166 244H168V245H166ZM250 244H251V245H250ZM231 245H233V246L235 245V246L233 247V246H231ZM183 246H184V248H183ZM196 246H199V247H196ZM202 246H203V249H204V247H206V248L203 250V249L201 248ZM218 246H219V247H220V246H223V248H225V249H222V247L217 248ZM250 246H251L252 248H251ZM132 247H133V248H129V250H131V249H135V246H132ZM137 247H138V246H137ZM137 247H136V248H137ZM173 247H175L174 249L177 250L176 253L173 251V250H174ZM210 247H212V248H210ZM229 247H230V248H229ZM246 247H248V249H247ZM249 247H250V248H249ZM170 248H171V249H170ZM179 248H180V249L183 248V249L178 250ZM199 248H201L202 250H199ZM226 248H227V249H226ZM261 248H262V249H261ZM185 249L187 250V252H189L190 256H189V254H186V255L183 254V253L186 252ZM213 249H214L215 251H214ZM218 249H219L220 251H219ZM244 249H245V250H244ZM259 249H260V251H259ZM136 250H137V249H135L134 252L136 253L137 257H138V254L140 253V256H141L142 254L145 255V257H143V255H142L141 259H142V258L145 259V258H146V255H147V258H148V254H147V253L145 254V252H143L142 249H140L141 251L138 249L139 253L136 252ZM206 250H207V251H206ZM210 250H212V252H210ZM227 250H228V252H227ZM229 250H230V251H229ZM262 250H263V251H262ZM131 251L133 252V250H131ZM131 251H129V252H131ZM179 251L182 252V253H180V254H183V255H185L186 257L180 255L179 253H177V252H179ZM184 251H185V252H184ZM200 251H201V252H200ZM203 251H204L205 253H203ZM208 251H209V252H208ZM255 251L261 252L262 255H261V256L258 255V252H257V254H256ZM134 252H133V253H134ZM170 252H174L175 254H172V256H171V253H170ZM187 252H186V253H187ZM199 252L201 253L200 256H199ZM207 252H208V253H207ZM154 253H157V254L155 255ZM167 253H168V254L170 253V254L168 255ZM202 253H203V254H202ZM234 253H235V254H234ZM247 253H248V254H247ZM254 253H255V254H254ZM128 254H129V253H128ZM130 254H131V256H133V258H134V257L136 258V256L132 255V253H130ZM130 254H129V255H130ZM158 254H161L162 257L159 258V255H158ZM192 254H194V255H192ZM197 254H198V255H197ZM213 254L215 255L214 257H212ZM216 254H217V255H220V256H217ZM223 254H224V258H227V257L230 256V257L228 258L230 261H227L228 259H225V260H224V259H223ZM228 254H229V256H227ZM129 255H128V256H129ZM161 255H160V256H161ZM164 255H165V256H164ZM202 255H203V256H202ZM210 255H211V256H210ZM225 255H226L227 257H226ZM231 255H232V256H231ZM233 255L238 256V260H239V262L236 260L237 257H235L236 259H235V258L232 259V258H233ZM140 256H139V257H140ZM163 256H164V257H163ZM176 256H177V258H176ZM178 256H179V258H178ZM181 256H182V258H186V260L180 258ZM188 256H189V258H187ZM197 256H198L200 259H201V256H202V258H203L204 256H205L206 258L204 257V260L201 259V262H200V261H199L200 259H199ZM209 256H210V258H212V259L214 258L215 261H214V259H213V260L210 259ZM216 256L218 257L219 260L217 259ZM221 256H222V259H221ZM239 256H241V258H239ZM255 256H254V257H255ZM258 256H259V257H258ZM262 256H263V257H262ZM149 257L152 258L151 255H149ZM231 257H232V258H231ZM242 257H243V258H242ZM261 257H262V258H261ZM133 258L130 259V260H133V262H135V264H136V261H134V260H137V259H135V258L133 259ZM147 258H146V259H147ZM156 258H155V259H156ZM171 258H172V259H171ZM208 258H209L210 260H209ZM250 258H249V259H250ZM259 258H260V259H259ZM148 259H149V258H148ZM157 259H156V260H157ZM176 259H177V260H176ZM190 259H191V260H190ZM240 259H242V260H240ZM249 259H248V261H249ZM138 260H140V258H139ZM142 260H143V259H142ZM142 260H141L140 264H142V262H143ZM153 260H154V258L152 259V261H151V259L148 260V261H150V262H148L147 260H144L143 264H145V263H146V264H147V263H148V264H157V263H156V260H154L155 263L153 262ZM170 260H171V261H170ZM189 260H190V261H189ZM202 260H203V261H202ZM211 260H212V261H211ZM222 260H224L225 262L222 261ZM232 260H233V261H232ZM251 260H250V261H251ZM258 260H259V261H258ZM146 261H147V262H146ZM169 261H170V263H168ZM172 261H173V262H172ZM175 261H176V262H175ZM193 261H194V260H193ZM205 261H206L207 263H206ZM213 261H214V262H213ZM220 261H221V262H220ZM226 261H227V262H226ZM241 261H243V263H242ZM248 261L245 262V263H246V264H253V263H251V262H254V261H251V262L249 263ZM138 262H139V261H138ZM138 262H137V264H139ZM152 262H153V263H152ZM209 262H210V263H209ZM234 262H236V263H234ZM255 262H254V264H255ZM184 263H181V264H184ZM196 263H195V262H191L190 264H196ZM245 263H244V264H245ZM262 264H264V263H262Z\"/></svg>",
    "mask_w": 264,
    "mask_h": 264
}]
</instances>
